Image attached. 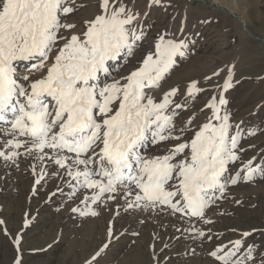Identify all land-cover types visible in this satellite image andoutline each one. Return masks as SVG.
Wrapping results in <instances>:
<instances>
[{"label":"snow or ice","instance_id":"6c2138e0","mask_svg":"<svg viewBox=\"0 0 264 264\" xmlns=\"http://www.w3.org/2000/svg\"><path fill=\"white\" fill-rule=\"evenodd\" d=\"M71 2L0 0V126H7L0 127V134L11 137L0 143V161L15 163L22 155L32 157L41 169L35 184L43 178L45 161L62 169L69 195L84 193L81 203L85 208L72 209L81 216L98 215L90 205L104 204L119 194L128 209L166 207L182 218L211 223L205 209L214 202L217 191L222 194L228 182L234 185L241 178L247 182L264 175V166H254L250 160L230 181L221 180L227 165L239 159L237 149L242 137L241 132L229 135V116L221 115L227 100L223 94L218 100L212 97L206 105L212 117L189 143L176 145L167 155L146 159L140 153L145 143L179 139L172 132L176 109L184 105L176 104L169 112L177 89L166 93L161 102L154 101L145 89L159 86L164 75L177 65V57L186 55L188 44L160 36L155 53L148 54L142 66L125 78L127 83H103L102 77L109 74L108 62L131 54L143 39V32L130 27L136 19L134 14L116 6V0H102V14L86 22L83 39L77 35L65 38L58 33L61 28L74 27L61 23V17L73 11ZM209 7L232 14L227 3ZM211 22H215L213 18L202 21ZM58 40L65 42L46 77L25 86L21 81L29 77H16L15 63L38 61L29 65L28 71L43 67ZM233 67L229 66L222 93L233 86ZM213 75L218 76L219 70ZM200 91L198 82L192 81L186 95L191 97ZM117 100L119 104L113 110ZM185 149L190 155L172 163ZM171 181L175 184L168 187ZM61 191L58 187L50 195ZM191 231L199 237L206 234L196 228ZM229 245H220L210 253L218 264H245L253 258L251 248L244 257L238 256L240 240Z\"/></svg>","mask_w":264,"mask_h":264},{"label":"rangeland","instance_id":"374dc122","mask_svg":"<svg viewBox=\"0 0 264 264\" xmlns=\"http://www.w3.org/2000/svg\"><path fill=\"white\" fill-rule=\"evenodd\" d=\"M97 2L100 9L102 0ZM221 3H227L232 14L209 7ZM92 4H87L85 14H78L85 8L67 14V24L77 22L68 30H87L84 22L97 17L92 15ZM116 6L135 15L130 27L142 31L143 39L135 44L131 54L118 58V67L114 66L118 59L108 62L109 74L102 77L103 83L111 84L140 68L146 56L155 53L160 36L188 44L186 55L177 57V65L160 80L161 88L149 94V89H145L156 102H161L170 90H178L168 111L176 104L184 105L183 109H176L172 132L179 139L150 143L144 157H161L176 145L189 143L212 117V110L206 105L213 96L218 100L223 94L227 104L221 115L229 116V135L241 132L242 137L237 149L239 159L227 165L221 180L230 181L250 160L254 166H264V0H116ZM209 18L215 22L202 23ZM32 63L28 61L26 65ZM229 66H234L233 86L222 93ZM218 70L219 75L214 76ZM209 76L212 78L206 79ZM192 81H197L202 91L188 97L186 92ZM113 106L115 110L118 105ZM250 132L255 134L249 135ZM1 138L5 139L4 134H0ZM189 155L185 149L172 163ZM19 169L15 166L10 174L0 172V264H218L210 253L236 240L242 242L239 257L252 249L253 258L245 264H264V175L247 182L241 178L234 185L226 183L223 193L217 191L214 202L205 209V217L211 223H204L201 219L182 218L166 207L127 210L126 204L120 206L113 201L90 205L98 212L96 216H81L72 209L85 208L84 204L74 205L84 193L70 196L64 179L53 175L59 173L57 168L43 170L41 185L33 196L36 206L25 210L23 204L41 169L33 161L24 162ZM173 184L175 181L168 187ZM58 187L62 191L50 195ZM26 221L29 224L23 232L20 227ZM192 228L204 231L205 236L194 235ZM178 229L183 234L180 237ZM244 233L251 234L245 237Z\"/></svg>","mask_w":264,"mask_h":264},{"label":"bare ground","instance_id":"6f19581e","mask_svg":"<svg viewBox=\"0 0 264 264\" xmlns=\"http://www.w3.org/2000/svg\"><path fill=\"white\" fill-rule=\"evenodd\" d=\"M90 2H92L93 4L92 5H89L90 7H91V12L93 13L92 15H94V17L95 16H98V13L100 12L101 14H102V8H97V0H89ZM89 1H83V0H72V2L69 4V6L70 7H72L73 8V11H75L76 10V12H79V10L80 11H82V9L83 8H85V10L82 12V13H78V14H85L87 11H86V7L88 6L87 4L88 3H90ZM199 1V0H198ZM73 3V4H72ZM101 7V6H100ZM72 11V12H73ZM99 13V14H100ZM68 17H67V15L66 16H62L61 17V23L62 24H67V22H66V19H67ZM84 22V21H83ZM77 22H75V21H72V22H70V23H68L69 25H74V24H76ZM84 23H86V22H84ZM86 30H73V31H71V30H68V29H64V28H61L60 30H59V33H58V35H62V36H64L65 38H68V37H70L71 35H77V36H80L82 39H83V33L85 32ZM64 40H58L57 41V43H56V45H54L53 46V48H52V51L48 54V59H47V61L44 63V65H43V67H40V68H38V69H34V70H31V71H28L27 70V68H28V66L29 65H26V63L28 62V61H26V62H16L15 63V67H16V77H23L24 75H27L28 77H29V79L27 80V81H21L25 86H27L30 82H32V81H35V80H39V79H42V78H45L46 77V75H47V71H48V69L49 68H51L52 67V65H53V62H54V60H55V57H56V55H57V53H55V51L57 50V47H58V45H60V47H62L63 46V44H64ZM57 46V47H56ZM60 47H59V49H60ZM57 51H59V50H57ZM133 51V50H132ZM130 56V55H129ZM123 57H125L124 56V54H122L121 56H120V58L122 59ZM119 61H120V59H118V64L117 63H115L114 64V66H116V67H118L120 64H119ZM33 63H38V61H33ZM32 63V64H33ZM125 77V76H124ZM120 78V79H117V80H115V81H119V83L120 84H125V83H127V81H126V77L125 78ZM161 88V82H159V86L158 87H155V88H151V89H149V92H148V94L149 93H154V92H156V91H158L159 89ZM162 92V91H161ZM152 95V94H151ZM163 95V94H162ZM161 95V96H162ZM154 101H155V99H154ZM115 105H118L119 104V100H117L115 103H114ZM113 106V105H112ZM114 107V106H113ZM1 127V126H0ZM4 136H5V139H3V138H1L0 139V143H3L4 141H6V140H8V139H11V137H7V135L6 134H4ZM7 137V138H6ZM150 145V143H145L144 144V146L140 149V153L144 156V151L148 148V146ZM20 151L21 152H23V149H20ZM30 161H33L35 164H36V161L32 158V157H30V156H27V155H22L21 157H19L16 161H15V163H13V162H11V161H0V172L1 171H4L5 173H11L10 172V169L12 168L13 169V167H15V166H17V168L19 169V168H21L22 166H23V164H24V162L25 163H29ZM45 163V168L43 169L44 170V172H46V171H48V170H50V169H55L56 167L53 165V164H51L49 161H45L44 162ZM29 165V164H28ZM38 165V164H37ZM20 170V169H19ZM59 170V177H61L62 178V180H63V170L62 169H58ZM35 175H37V174H35ZM39 175V174H38ZM38 175H37V177L36 178H38ZM33 178V177H32ZM35 180V179H34ZM57 182H61V180H58ZM41 183V182H40ZM33 184V187L31 188V190H30V192H28L29 194L27 195L28 197L26 198L27 200H25V204H23L24 206H25V208H23V209H25V210H27V209H29V207L28 206H31V205H33L35 202L33 201L34 199H35V197H33L35 194H36V191H37V189H38V186L39 185H41V184ZM64 189H65V187H64ZM83 196L84 195H82V196H80L81 198H79L78 199V202L76 201V202H74V205H82L83 203H81V201H82V199H83ZM247 198V197H246ZM179 199V198H178ZM248 200V199H247ZM110 201L112 202H114L115 204H118V205H122V206H125V200L124 199H122L121 198V196L119 195V194H116V199H114V200H107V201H105V203L104 204H107V203H110ZM39 203V202H38ZM43 203V202H42ZM22 205V204H21ZM22 205V206H23ZM39 206H40V204H38ZM34 206H36V204L35 205H33L32 207H34ZM42 206V205H41ZM31 207V208H32ZM42 207H44V206H42ZM39 209H41L40 207H39ZM43 209V208H42ZM127 210H128V208H127ZM126 210V211H127ZM25 212V211H24ZM25 214V213H24ZM46 214V213H45ZM33 215V214H32ZM41 215V214H40ZM34 219V218H33ZM36 219V218H35ZM64 220V219H63ZM43 221V220H42ZM214 221V220H213ZM213 223V222H212ZM28 224H29V222L27 223V224H23L24 226H22V227H20L21 229H22V231L24 232V231H26L27 230V227L26 226H28ZM176 225V224H175ZM172 227H173V225H172ZM181 227V226H180ZM184 227V226H183ZM19 228V229H20ZM29 229V228H28ZM176 229V228H175ZM28 232V231H27ZM168 232V231H167ZM171 232V231H170ZM175 232V231H174ZM180 232L181 231H179L177 234H178V236L180 235H183V234H180ZM185 232V231H184ZM169 233V232H168ZM167 233V234H168ZM176 233V232H175ZM126 234V233H125ZM172 234V233H171ZM170 236V235H169ZM173 236V235H172ZM179 236V237H180ZM191 236V235H190ZM185 238V237H184ZM180 239V238H179ZM186 239H187V237H186ZM196 240V239H195ZM182 241V240H181ZM197 242V241H196ZM52 245V244H51ZM166 245V244H165ZM164 249V248H163ZM31 253V252H30ZM28 255V254H27ZM30 255V254H29ZM105 255V253L103 254V256ZM24 257V256H23ZM18 258V257H17ZM20 259V258H19ZM21 259H23V258H21ZM26 260V259H25ZM93 260V259H92ZM25 262V261H24ZM24 262H22V263H24ZM51 263V261L50 262H48V263H46V264H50ZM16 264V263H15ZM91 264V263H90ZM96 264V263H95Z\"/></svg>","mask_w":264,"mask_h":264}]
</instances>
